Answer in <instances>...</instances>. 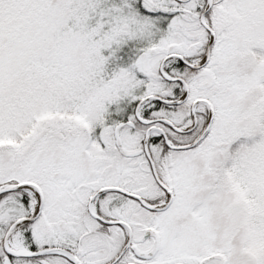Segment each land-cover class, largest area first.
Masks as SVG:
<instances>
[{"label":"snow or ice","instance_id":"6c2138e0","mask_svg":"<svg viewBox=\"0 0 264 264\" xmlns=\"http://www.w3.org/2000/svg\"><path fill=\"white\" fill-rule=\"evenodd\" d=\"M0 264H264V0H0Z\"/></svg>","mask_w":264,"mask_h":264}]
</instances>
